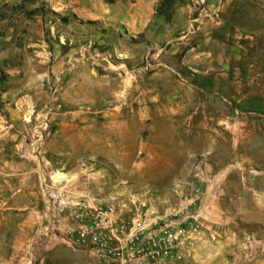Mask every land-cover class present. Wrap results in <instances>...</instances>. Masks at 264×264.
I'll return each instance as SVG.
<instances>
[{
	"label": "rangeland",
	"instance_id": "374dc122",
	"mask_svg": "<svg viewBox=\"0 0 264 264\" xmlns=\"http://www.w3.org/2000/svg\"><path fill=\"white\" fill-rule=\"evenodd\" d=\"M202 1L174 0L159 15L160 0H0L3 68L50 73L45 106L16 129L25 140L41 137L21 160L41 166L40 175L47 164L54 178L92 164L106 170L103 195L146 193L167 202L193 173L227 170L220 222L198 248L206 241L225 264H264V0ZM7 76L0 67L2 91ZM67 83L84 86L78 104L62 95ZM72 112L82 118L70 122ZM78 133L84 152L76 141L67 156L44 150L52 137L58 152L60 136ZM3 233L0 264L11 253ZM250 235L258 250L246 260ZM76 262L80 254L56 246L42 264Z\"/></svg>",
	"mask_w": 264,
	"mask_h": 264
},
{
	"label": "built area",
	"instance_id": "2783aa9c",
	"mask_svg": "<svg viewBox=\"0 0 264 264\" xmlns=\"http://www.w3.org/2000/svg\"><path fill=\"white\" fill-rule=\"evenodd\" d=\"M79 169L75 174L85 179V189L79 178L69 182L45 170L38 177L40 203L30 213L31 230L13 245L3 264H42L56 246L80 254L82 262L76 264H196L203 232L220 222L223 192L218 175L193 173L188 186L178 187L174 200L167 202L118 190L92 196L93 179L95 192H103L106 170L92 164ZM257 250L254 236H247L243 258L251 259Z\"/></svg>",
	"mask_w": 264,
	"mask_h": 264
},
{
	"label": "crops",
	"instance_id": "0c3cea01",
	"mask_svg": "<svg viewBox=\"0 0 264 264\" xmlns=\"http://www.w3.org/2000/svg\"><path fill=\"white\" fill-rule=\"evenodd\" d=\"M28 23V32L32 33L34 31L32 25H30V22ZM28 38L31 37L29 36ZM31 43L34 45L33 42ZM33 52H35V50H33ZM5 57V54L0 51V67L3 69V73L8 75L7 80L5 79L3 83L4 91H2V86L0 84V102L3 103L1 106L4 114L3 119L0 118V188L2 190V193H0V230L4 231L3 236L8 234L7 243L9 249H11L13 245L22 241L25 235L30 232L33 224L30 213L32 209L37 207L40 203L39 194L37 192V179L41 172V166L40 168L38 166L35 167L33 163L28 169L25 161H29L30 159L26 157L25 161L21 160V154L24 152L27 155L29 153L28 150L32 151L33 146L41 141V137L37 136V138H34L35 135L33 134L31 138L27 137L25 140L23 133L16 129H18L21 124L28 121L27 117L31 112H34V107L36 105L45 106L46 93L44 91L45 86H42V82L49 77L50 73L37 66L28 67L26 65L21 68L16 67L12 71L8 70L3 68V60ZM7 59L10 58L8 57ZM23 60L24 63H27L29 60L28 55L25 56ZM7 64L9 63L7 62ZM86 89L90 94H95V86H87ZM61 91L63 92L62 95L75 98L76 104H78L79 100L83 99L84 96V86H80V83L69 85L67 83L65 86L61 87ZM65 114H67V112ZM35 116L37 117V115ZM66 118L72 122L79 121L82 117L72 112L71 116H66ZM53 138L54 137L51 139ZM60 139L63 141V146H61L58 152L51 150L50 140L45 143L44 150L49 151L53 155L67 156V154L73 150L70 142L76 141L79 143V151H85V138L80 136L79 133L70 137L60 136ZM79 168L80 167L72 171L73 173H71L70 170L65 173L61 172V176H59L58 179L66 178L69 182H75L76 179L79 178L81 181V188L85 189L87 186V183H84L85 179L75 174L80 170ZM44 170H46V172L51 171H49L47 164H44ZM227 174V170L219 172L218 180L221 184ZM91 185L89 187V193L92 196L103 195L102 193L95 192V179H93ZM2 241L5 242L6 239H1L0 242ZM205 242L203 243L204 245L206 244ZM203 244L199 246V248L197 246L196 264H219L221 261L215 260L216 253L206 245L202 247ZM225 262L226 259L220 264H225ZM257 263L258 261L251 264Z\"/></svg>",
	"mask_w": 264,
	"mask_h": 264
},
{
	"label": "trees",
	"instance_id": "16d2710c",
	"mask_svg": "<svg viewBox=\"0 0 264 264\" xmlns=\"http://www.w3.org/2000/svg\"><path fill=\"white\" fill-rule=\"evenodd\" d=\"M174 0H160L158 3L155 12L159 15H165L170 12L171 4ZM87 23L92 24V21H87Z\"/></svg>",
	"mask_w": 264,
	"mask_h": 264
}]
</instances>
